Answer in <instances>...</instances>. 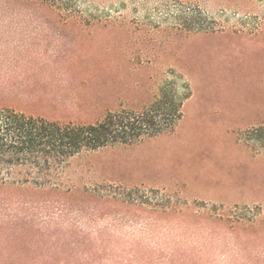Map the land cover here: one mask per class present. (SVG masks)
Instances as JSON below:
<instances>
[{"label": "rangeland", "instance_id": "374dc122", "mask_svg": "<svg viewBox=\"0 0 264 264\" xmlns=\"http://www.w3.org/2000/svg\"><path fill=\"white\" fill-rule=\"evenodd\" d=\"M236 1L0 0V106L89 123L166 83L186 96L173 130L74 158L70 196L0 209V264H264V129L247 132L264 124V0ZM174 236L207 250L178 256Z\"/></svg>", "mask_w": 264, "mask_h": 264}, {"label": "trees", "instance_id": "16d2710c", "mask_svg": "<svg viewBox=\"0 0 264 264\" xmlns=\"http://www.w3.org/2000/svg\"><path fill=\"white\" fill-rule=\"evenodd\" d=\"M27 1L49 3L51 6L62 4V0ZM242 3L236 1L232 5ZM194 19V11L191 10L187 20ZM185 98L166 83L148 106L137 110L108 111L89 123L50 119L11 106H0V209L37 202L25 198L29 193L32 197L46 191L70 196L72 185L65 180V173L74 158L106 148L139 143L173 130L181 117ZM263 129L264 124L247 132L251 137H257ZM98 188L94 195L99 198L111 197L116 201L128 198L133 203L139 200L147 202L148 198V192L138 187L129 192L111 189L110 186L104 189L99 185ZM158 193L168 195L163 189L149 191L153 195ZM143 198L145 201L141 200Z\"/></svg>", "mask_w": 264, "mask_h": 264}, {"label": "crops", "instance_id": "0c3cea01", "mask_svg": "<svg viewBox=\"0 0 264 264\" xmlns=\"http://www.w3.org/2000/svg\"><path fill=\"white\" fill-rule=\"evenodd\" d=\"M172 247H170V251L172 253H175L177 254L178 256H182L183 258L185 257L184 255H188L190 252H193V251H205L207 250L206 248L204 247H190L188 244L190 243L189 242V238L187 237H179V236H174L172 237ZM238 250V249H237ZM240 251H244V250H248L247 248H241L239 249Z\"/></svg>", "mask_w": 264, "mask_h": 264}]
</instances>
